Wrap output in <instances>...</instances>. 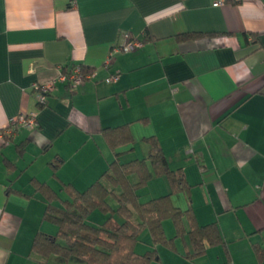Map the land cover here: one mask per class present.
Listing matches in <instances>:
<instances>
[{
    "label": "crops",
    "instance_id": "1",
    "mask_svg": "<svg viewBox=\"0 0 264 264\" xmlns=\"http://www.w3.org/2000/svg\"><path fill=\"white\" fill-rule=\"evenodd\" d=\"M186 33L204 36L177 39ZM127 37L144 46L108 63ZM75 67L91 78L76 90L57 82L40 106L33 86ZM22 113H36V125L0 150V264H62L32 251L37 233L58 229L44 219L39 183L60 205L117 152L148 157L149 138L190 185L173 204L218 224L224 241L194 257L185 219V235L172 250L156 246L151 264H264V0H0V131ZM124 125L132 142L114 151L103 130ZM169 193L153 170L139 191L142 202Z\"/></svg>",
    "mask_w": 264,
    "mask_h": 264
},
{
    "label": "trees",
    "instance_id": "2",
    "mask_svg": "<svg viewBox=\"0 0 264 264\" xmlns=\"http://www.w3.org/2000/svg\"><path fill=\"white\" fill-rule=\"evenodd\" d=\"M202 33L178 35V40H189ZM249 38L255 41V35ZM84 74L90 73L86 69ZM103 133L111 148L116 151L132 142L129 127L107 128ZM152 148L146 158L128 162L120 160L117 152L107 170L84 191L70 190L71 199L60 200L58 194L46 184L41 190L46 200L44 219L58 227L56 236L37 233L32 251L44 259L57 257L62 264H75L80 260L84 264H151L158 258L156 246L174 249V241L184 236V220L189 223L188 235L194 245V257L203 256L206 245L222 244L223 237L218 224L200 225L192 208L183 210L173 204L172 196L189 195L190 185L181 169L170 168L163 150L154 138L148 139ZM152 170L156 176L165 177L170 186V193L164 196L141 201L139 191L152 179ZM116 201V206L110 200ZM96 211L108 216L102 224H96L92 215ZM118 218V219H117ZM116 219L118 225L111 226ZM171 220L175 226V237L169 238L165 231V222ZM148 230L152 250L143 254L137 252L141 235ZM259 256L263 250L257 248Z\"/></svg>",
    "mask_w": 264,
    "mask_h": 264
},
{
    "label": "built area",
    "instance_id": "3",
    "mask_svg": "<svg viewBox=\"0 0 264 264\" xmlns=\"http://www.w3.org/2000/svg\"><path fill=\"white\" fill-rule=\"evenodd\" d=\"M72 5L76 4V0H70ZM221 4L220 2L217 3ZM144 46V42L140 39H132L127 37L125 42L120 46H115L111 50L108 63H112L114 60V54L116 52L132 53ZM91 78V75L82 74L81 67H75L71 72L63 73L58 79H53L44 83H37L33 86V92L35 98L40 106H44L47 103L48 96L56 88L57 82L69 83L72 90H76L81 86L86 79ZM118 75H114L106 80L107 83L117 82ZM37 115L36 113H22L17 118L11 121L10 127L3 131H0V150L5 148L11 143V140L15 134V131L19 128H32L36 125Z\"/></svg>",
    "mask_w": 264,
    "mask_h": 264
},
{
    "label": "rangeland",
    "instance_id": "4",
    "mask_svg": "<svg viewBox=\"0 0 264 264\" xmlns=\"http://www.w3.org/2000/svg\"><path fill=\"white\" fill-rule=\"evenodd\" d=\"M142 200H146V197L143 195L142 197ZM110 201H112V205L114 206L115 205V200L114 199H111ZM108 218L107 215L101 213L100 211H96L95 213H93L92 215V219L93 221L96 223V224H102L103 222L106 221V219ZM117 224V222L115 223ZM112 225V224H111ZM165 226V231H166V234L169 236L175 234V226L173 224V222L171 220H167L164 224ZM58 230L57 229V233L58 234ZM53 236H56V235H53ZM151 242V237H150V233L148 230L144 231L141 235V240L139 241L138 245H137V249H138V252H142V250H144L145 246H146V243H150ZM74 263L75 264H84L82 261L80 260H74Z\"/></svg>",
    "mask_w": 264,
    "mask_h": 264
}]
</instances>
